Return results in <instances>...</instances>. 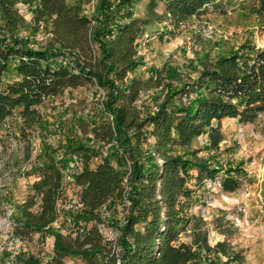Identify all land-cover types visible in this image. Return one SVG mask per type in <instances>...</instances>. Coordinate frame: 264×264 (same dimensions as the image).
Masks as SVG:
<instances>
[{"label": "trees", "instance_id": "16d2710c", "mask_svg": "<svg viewBox=\"0 0 264 264\" xmlns=\"http://www.w3.org/2000/svg\"><path fill=\"white\" fill-rule=\"evenodd\" d=\"M20 1L35 6V23L48 22L52 38L45 47L0 39V131L18 134L30 158L34 134L45 125L42 107L48 98L83 86L105 89L107 98L92 119L93 136L59 146L45 139L30 173L38 178L12 215L13 236H54L53 264H67V257L75 264H200L199 248L215 249L206 236L181 239L185 207L207 181L237 190L241 172L212 165L194 143L210 133L217 147L223 119L254 123L264 115V47L252 55L230 53L204 61L198 76L152 111L141 104L151 80L134 74L142 66L139 41L155 32L171 34L169 26L180 27L210 9L222 12L230 0H148L138 16L134 4L144 0H101V17L85 14L86 0H0V17L8 29L27 24L17 7ZM248 7L264 23V0ZM80 124L90 125L84 118ZM4 143L0 133V146ZM74 155L82 163L74 176L81 204L75 236L54 226L62 213L65 168ZM118 202L126 213L115 242L99 223L102 208ZM216 249L244 261L240 253L232 256L225 243ZM17 264L42 261L19 255Z\"/></svg>", "mask_w": 264, "mask_h": 264}, {"label": "rangeland", "instance_id": "374dc122", "mask_svg": "<svg viewBox=\"0 0 264 264\" xmlns=\"http://www.w3.org/2000/svg\"><path fill=\"white\" fill-rule=\"evenodd\" d=\"M147 1L135 3L133 14L143 15ZM252 1L230 0L222 12L210 9L180 27L169 26L171 34L161 37L155 32L150 38L140 40L142 66L134 74L151 80L141 104L155 110L176 88L198 76L204 61L230 53L252 55L264 47V23L251 13L248 5ZM17 7L27 24L8 29L0 17V39L23 40L34 47L49 45L50 25L42 22L37 26L35 6L20 1ZM83 8L90 17L102 16L101 0H86ZM98 90L97 86H83L48 98L42 107L45 125L34 134L30 158L25 143L19 145L18 134L6 136L5 131H0L5 135V143L0 146V264H17L19 255L28 254L39 257L42 264H53L54 236L42 237L36 233L28 239L14 237L12 215L27 199L32 183L38 178L30 173L45 139L59 146L74 137L93 136L92 119L100 115L96 112L107 98L105 89ZM82 118L88 121V127L80 124ZM217 137V147L210 133L198 137L194 147L212 165L241 172V186L233 192L225 191L219 182L207 181L198 187L195 199L185 207L187 226L182 229L181 239L192 242L199 235L206 236L215 251L199 248L200 264H264V115L254 123L225 118ZM62 153L59 152V157ZM79 192L74 180L65 178V196L60 202L62 213L54 223L63 233L73 236L77 228L75 216L81 210ZM125 213V204L121 202L102 208L103 221L99 227L107 239L116 242ZM218 243H225L232 256L243 255L244 261L218 251ZM65 260L67 264L76 263L69 257Z\"/></svg>", "mask_w": 264, "mask_h": 264}, {"label": "built area", "instance_id": "2783aa9c", "mask_svg": "<svg viewBox=\"0 0 264 264\" xmlns=\"http://www.w3.org/2000/svg\"><path fill=\"white\" fill-rule=\"evenodd\" d=\"M81 166H82L81 159L77 155H74V161L71 163V165L68 167L67 171L65 172V178L74 180V176L76 173L79 172Z\"/></svg>", "mask_w": 264, "mask_h": 264}]
</instances>
